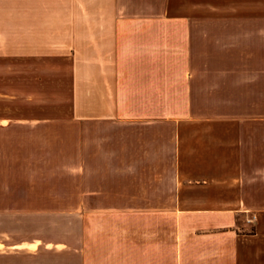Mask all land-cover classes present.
Segmentation results:
<instances>
[{
	"label": "crops",
	"instance_id": "0c3cea01",
	"mask_svg": "<svg viewBox=\"0 0 264 264\" xmlns=\"http://www.w3.org/2000/svg\"><path fill=\"white\" fill-rule=\"evenodd\" d=\"M7 51L67 63L17 74L70 79L74 109L110 105L71 121L119 122V210L54 211L79 217L78 245L44 249L78 259L48 264H264V0H0Z\"/></svg>",
	"mask_w": 264,
	"mask_h": 264
},
{
	"label": "rangeland",
	"instance_id": "374dc122",
	"mask_svg": "<svg viewBox=\"0 0 264 264\" xmlns=\"http://www.w3.org/2000/svg\"><path fill=\"white\" fill-rule=\"evenodd\" d=\"M8 51L11 55L0 56V75L9 73L0 76V121L68 120L36 127H0V264L74 263L77 255H57L44 247L54 249V242L59 241L77 246L79 217L52 215L54 211L119 210V122L71 121L79 114H107L110 105L103 102V96L91 93L93 102L80 103L74 109L70 79L51 72L38 85L36 79H20L17 74L26 69L57 70L67 63L20 60ZM111 64L106 63L108 68ZM117 90L119 95V87ZM25 92L38 104L23 101ZM55 134L70 142L50 150L47 145L51 142L46 140ZM51 167L59 171L69 168L72 174L68 170V174L31 172ZM57 196L76 204L51 205V198ZM36 199H44L45 204ZM81 199H90L91 204L81 206Z\"/></svg>",
	"mask_w": 264,
	"mask_h": 264
}]
</instances>
